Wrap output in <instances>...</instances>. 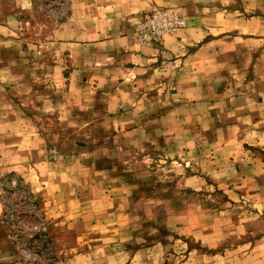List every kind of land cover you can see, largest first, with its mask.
<instances>
[{"label": "rangeland", "instance_id": "rangeland-1", "mask_svg": "<svg viewBox=\"0 0 264 264\" xmlns=\"http://www.w3.org/2000/svg\"><path fill=\"white\" fill-rule=\"evenodd\" d=\"M190 1L229 42L208 77L231 101L135 134L55 73L67 0H0V264H264V0ZM163 9L186 26L158 46L190 23L141 20Z\"/></svg>", "mask_w": 264, "mask_h": 264}, {"label": "crops", "instance_id": "crops-1", "mask_svg": "<svg viewBox=\"0 0 264 264\" xmlns=\"http://www.w3.org/2000/svg\"><path fill=\"white\" fill-rule=\"evenodd\" d=\"M67 4V16L57 22L54 38L48 43L55 49V73L68 78L71 88L80 86L89 93L105 94L109 114L126 110L105 118L104 123L114 120L118 125H139L131 129L137 134L147 124L156 126L161 119H174L178 104L204 110L209 92L215 96L212 99L231 101L228 86L213 89L215 75L208 77V72L217 68L214 57L221 55L229 42L215 36L216 26L202 18L209 10L200 2L67 0ZM162 7L180 8L189 28L164 38L159 46L134 42L130 34L135 25L145 14ZM235 95V103L251 100V96L241 98L244 92ZM244 108L241 105L237 110ZM127 134L133 135L126 131L122 135Z\"/></svg>", "mask_w": 264, "mask_h": 264}, {"label": "built area", "instance_id": "built-area-1", "mask_svg": "<svg viewBox=\"0 0 264 264\" xmlns=\"http://www.w3.org/2000/svg\"><path fill=\"white\" fill-rule=\"evenodd\" d=\"M186 26L185 20L169 10H156L143 18L135 29V39L144 46H158L163 36L172 35Z\"/></svg>", "mask_w": 264, "mask_h": 264}]
</instances>
